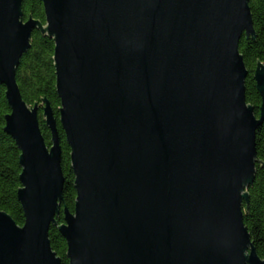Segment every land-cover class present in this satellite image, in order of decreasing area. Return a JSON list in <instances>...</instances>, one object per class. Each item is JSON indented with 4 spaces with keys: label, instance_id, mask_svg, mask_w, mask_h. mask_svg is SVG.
Returning a JSON list of instances; mask_svg holds the SVG:
<instances>
[{
    "label": "water",
    "instance_id": "95a60500",
    "mask_svg": "<svg viewBox=\"0 0 264 264\" xmlns=\"http://www.w3.org/2000/svg\"><path fill=\"white\" fill-rule=\"evenodd\" d=\"M0 0V85L16 144L22 227L0 210V264H60L49 242L63 200L57 121L23 101L16 68L39 31L54 41L59 124L76 201L56 226L69 264H264L243 225L264 123V68L245 99L239 41L249 0Z\"/></svg>",
    "mask_w": 264,
    "mask_h": 264
},
{
    "label": "trees",
    "instance_id": "16d2710c",
    "mask_svg": "<svg viewBox=\"0 0 264 264\" xmlns=\"http://www.w3.org/2000/svg\"><path fill=\"white\" fill-rule=\"evenodd\" d=\"M22 15L24 19L32 17L42 25L45 24L43 4L39 0H22ZM253 30L255 39H240L238 52L243 57V64L247 69L245 80V99L250 104L256 116L259 114L261 104L257 93L254 73L258 67L264 68V0H249ZM54 41L43 36L38 30L31 35L30 48L19 61L16 68V82L20 88L23 101L29 107L34 104L40 108L37 114L39 130L47 146L51 145L50 132L45 127L42 116V108L46 100L57 121L58 140L61 150V167L64 176L63 195L61 209L73 212L75 204L74 176L70 167L69 146L65 141V135L59 124L60 100L56 94L54 73ZM5 87L0 85V210L7 213L19 227H22L24 213L16 199L20 188L19 175V151L10 136L4 133V117L10 113L6 98H4ZM255 145L257 164L254 183L246 191L248 201L242 202L243 225L247 228L253 248L260 260L264 261V123L255 132ZM56 223H62V212L55 218ZM49 242L53 252L61 258L62 264H67L65 257L67 245L58 233L57 227L51 226L48 232Z\"/></svg>",
    "mask_w": 264,
    "mask_h": 264
},
{
    "label": "bare ground",
    "instance_id": "6f19581e",
    "mask_svg": "<svg viewBox=\"0 0 264 264\" xmlns=\"http://www.w3.org/2000/svg\"><path fill=\"white\" fill-rule=\"evenodd\" d=\"M256 117H257V116H256ZM44 123H45V121H44ZM10 138H11V137H10ZM11 140H12V139H11ZM13 142H14V141H13ZM15 145H16V144H15ZM17 149H18V148H17ZM19 156H20V153H19ZM69 164H70V163H69ZM70 167H71V164H70ZM20 173H21V171H20ZM19 176H20V175H19ZM62 195H63V194H62ZM61 203H62V201L59 203V209H58L59 212H58L57 216L62 212V223H56V222H55V218L57 217V216H56V217L54 218V222L56 223V226H61L62 224H64V222H63V219H64V211H63V209H64V208L61 209ZM21 211H22V209H21ZM66 211H67V210H66ZM69 212H70V211H69ZM22 213H23V212H22ZM70 213H74V211H73V212H70ZM51 226H54V225H51ZM51 226H50V227H51ZM56 226H55V227H56ZM58 233H59V232H58ZM60 236H61V234H60ZM61 237H62V236H61ZM63 240H64V239H63ZM64 242H65V240H64ZM65 245H66V242H65ZM52 252H53V250H52ZM53 253H54V252H53ZM66 253H67V249H66ZM54 254H55V253H54ZM65 255H66V254H65ZM65 257H66V256H65ZM58 258H59L60 264H62V262H61V258H60V257H57L56 254H55V259H58ZM66 258H67V257H66ZM67 262H68L67 264H69V260H68V258H67Z\"/></svg>",
    "mask_w": 264,
    "mask_h": 264
},
{
    "label": "rangeland",
    "instance_id": "374dc122",
    "mask_svg": "<svg viewBox=\"0 0 264 264\" xmlns=\"http://www.w3.org/2000/svg\"><path fill=\"white\" fill-rule=\"evenodd\" d=\"M23 57V56H22ZM20 89V88H19ZM44 106H45V103H43V105L41 106V108L43 109L44 108ZM37 108H38V106H37ZM39 110H40V108H39ZM39 112V111H38ZM42 116H43V111H42ZM45 127H46V125H45ZM47 128V127H46ZM48 130V129H47ZM49 232V231H48Z\"/></svg>",
    "mask_w": 264,
    "mask_h": 264
}]
</instances>
